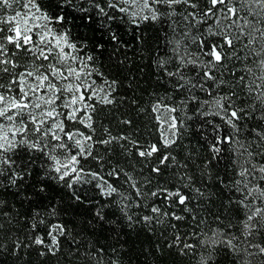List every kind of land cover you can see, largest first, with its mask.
I'll return each instance as SVG.
<instances>
[{"label": "snow or ice", "instance_id": "1", "mask_svg": "<svg viewBox=\"0 0 264 264\" xmlns=\"http://www.w3.org/2000/svg\"><path fill=\"white\" fill-rule=\"evenodd\" d=\"M52 7L54 11L49 10ZM74 20L83 21L93 33V50L112 45L113 52L131 46L122 39L123 29L168 23L171 55H157L154 66L178 99L168 96L170 104L158 99L151 105L160 125L157 142L113 135L94 119L98 105L116 103L119 82L96 67L98 57L90 54L86 42L90 38L74 37ZM185 41L195 44L197 52H190ZM189 66L194 75L186 72ZM226 73L231 79H225ZM194 89L210 99L200 101ZM188 102L210 105L213 111L200 114L218 117L227 129L214 125L216 140L209 144L213 160L221 153V144L233 145L234 153L245 157L237 169L239 179L225 185L240 194L229 203L237 206L243 219L224 223L217 216L214 223L223 227L209 225L211 236L204 231L205 219L196 220L190 205L206 199L197 183L224 181L212 176V160L197 166L194 178L188 164L173 154L184 119L172 114L183 113ZM250 121L253 127L247 128ZM120 123L132 125L130 119ZM244 131L251 136L246 142L239 139ZM117 149L115 154L131 172L119 161L113 163ZM258 157H264V0H54V5L0 0V253L22 259L25 250L35 247L55 255L59 237L68 230L59 222L46 224L45 217L59 220L63 211H58V199L49 201V193L67 189L72 200L84 205L77 189L92 185L103 198V203L87 201L92 219L85 224L93 232L96 226L103 231L115 224L105 211L114 209L111 215L118 213L128 227L142 224L152 231L155 226L165 246L179 248L181 254L195 249L197 245L187 240L197 238L208 252L199 254L197 264H214L217 248H227L239 264H252L249 257H264V163H252ZM34 198L35 206L21 215L16 204L23 206ZM44 202L51 207L41 212ZM189 215L193 230L182 238L181 225ZM21 222L25 227L17 228ZM83 256L86 264H120L116 246L89 244Z\"/></svg>", "mask_w": 264, "mask_h": 264}, {"label": "trees", "instance_id": "2", "mask_svg": "<svg viewBox=\"0 0 264 264\" xmlns=\"http://www.w3.org/2000/svg\"><path fill=\"white\" fill-rule=\"evenodd\" d=\"M42 3L44 5H54V0H42ZM49 10L54 11L55 9L52 7ZM73 23L77 25V27L72 29L74 37L90 38L86 42L89 45L90 54L98 57L96 67L99 71L104 73L109 79H116L119 82L117 91L114 93L117 98L116 103L108 106L98 105L94 119H98L99 124L109 127L113 135L118 133L131 134L142 142H157L159 140L158 128L160 125L156 119L157 114L152 112L151 105L158 99L164 104H170L172 101L167 99L168 96H171L172 100L178 99V93L172 91L166 78H161L162 73L158 72L154 66V60L157 55L162 57L171 55L169 40L173 38V34L168 23L166 21L146 22L139 29L131 26L123 29L122 39L126 43L130 42L131 46L116 52H113L112 45H107L106 49L102 51L93 50L91 47L93 33L84 25L83 21L74 20ZM209 23H212V21H209ZM203 27L200 26L201 30H203ZM192 35H197L196 29L192 30ZM184 43L188 44L190 52H197L195 44H191L189 41ZM122 60L123 63H120ZM237 67H241L239 62H237ZM229 71H231V65L229 66ZM186 72L194 75L191 66L186 69ZM225 79H231V77L226 73ZM193 92L199 97L200 101L210 99L206 93L195 89ZM133 100L136 101L135 105L132 103ZM210 111H213L210 105L188 102L184 107L183 113L172 114L178 117L183 116L184 119V128L180 130L181 139L174 146L175 151L173 154L188 164V170L194 178L197 177L199 172L197 166H202L205 160H212L209 165L212 176L219 175L224 181V184H221L215 179H205L203 185L197 183L196 187L202 188L206 199L200 198L193 201L192 205H190L196 213V220H200L201 217L205 219L206 223L203 228L209 236H211L209 225H211L212 229L223 227L222 224L217 225L214 223L217 216L224 223L231 219L235 224V221L243 219L242 212L236 210L237 206L229 203L230 198L233 200L238 199L240 194L225 185L231 184L235 179H239L237 169L245 159V157L235 154L234 146L229 144H221V153L214 160L212 159L213 154L209 151V144L216 140L217 133L214 131V125L219 124L221 129L225 131L227 129L218 117L200 114L201 112ZM164 118L162 109L161 119ZM125 119H130L132 125L120 123V121ZM251 127H253V123L250 121L247 124V128ZM239 139L246 142V140L251 139V136L247 131H244ZM252 147L254 148L255 146L253 145ZM117 152L118 149L114 150L113 163L119 161L121 166L131 172L132 169L126 161L115 154ZM252 163H264V157H258ZM136 167L139 168L140 165L137 164ZM134 175L138 176L139 173H134ZM122 181L123 177H121L120 182ZM111 182L118 183L115 180ZM25 190L27 191V186H25ZM77 194L83 195L86 202L84 205L72 200L67 189L54 190L49 193V201H51L52 197L58 199L60 201L58 211L61 208L63 211H60L59 220L45 217L46 224L59 222L64 224L68 230L64 236L59 237L60 250L55 255L47 253V249L38 250L32 247L25 250L22 259H18L8 253H0V264H86L83 254L89 250V244L96 247L103 246L106 249L116 246L119 249L120 264H197L200 253L205 256L208 254L207 249L199 245L197 238L194 237H189L187 242L197 245V247L187 254H181L179 248L176 247L169 249L165 246L166 241L159 236L160 230L155 226H153L152 231H149L142 224L128 227L118 213L116 216L111 215L114 209H105V211L115 221V224L106 225L103 231H101L99 226H96L93 232L85 224V221L92 219L91 207L87 204V201H100L103 203V198L100 192L92 185H85L77 189ZM34 206L35 198L32 203L25 201L23 206L19 203L16 204V208L21 215L28 214ZM50 207V202H44L38 210L44 212ZM134 211L138 210L134 209ZM13 223L15 224V220ZM193 223L189 215L187 221L181 225L182 238L185 232L193 230L189 227ZM16 227L24 228L25 223L21 222ZM40 227L45 229L46 225H41ZM232 231L239 234L236 227ZM200 239H204V236L201 235ZM158 244L160 245L159 250L157 249ZM77 248L79 252L76 251ZM41 250L45 251L46 254L44 256L39 254ZM249 259L252 264H260L264 257L254 256L249 257ZM209 264H213V262L210 261ZM214 264H239V261L227 248H217L214 255Z\"/></svg>", "mask_w": 264, "mask_h": 264}]
</instances>
